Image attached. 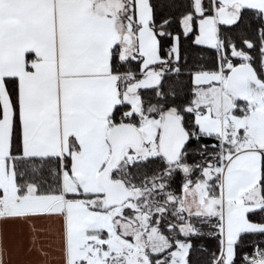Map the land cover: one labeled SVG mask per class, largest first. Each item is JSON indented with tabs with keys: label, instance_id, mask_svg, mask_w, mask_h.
Instances as JSON below:
<instances>
[{
	"label": "snow or ice",
	"instance_id": "1",
	"mask_svg": "<svg viewBox=\"0 0 264 264\" xmlns=\"http://www.w3.org/2000/svg\"><path fill=\"white\" fill-rule=\"evenodd\" d=\"M55 260L264 264V0H0V264Z\"/></svg>",
	"mask_w": 264,
	"mask_h": 264
},
{
	"label": "crops",
	"instance_id": "2",
	"mask_svg": "<svg viewBox=\"0 0 264 264\" xmlns=\"http://www.w3.org/2000/svg\"><path fill=\"white\" fill-rule=\"evenodd\" d=\"M54 255H55V253H54ZM16 264H23V261H17ZM53 264H59V261L55 260V261H53Z\"/></svg>",
	"mask_w": 264,
	"mask_h": 264
}]
</instances>
